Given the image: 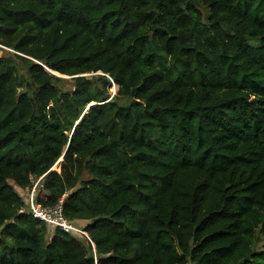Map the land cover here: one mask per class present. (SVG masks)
I'll return each mask as SVG.
<instances>
[{"label": "trees", "instance_id": "1", "mask_svg": "<svg viewBox=\"0 0 264 264\" xmlns=\"http://www.w3.org/2000/svg\"><path fill=\"white\" fill-rule=\"evenodd\" d=\"M0 45V264H264V0H0Z\"/></svg>", "mask_w": 264, "mask_h": 264}, {"label": "built area", "instance_id": "2", "mask_svg": "<svg viewBox=\"0 0 264 264\" xmlns=\"http://www.w3.org/2000/svg\"><path fill=\"white\" fill-rule=\"evenodd\" d=\"M0 48L6 49L1 45ZM40 180L41 178L33 183L26 199L27 206L21 209L19 213L26 212L33 218L44 222L49 228H59L71 236L85 237L89 240L87 233L82 228L75 226L63 216L62 200H60L58 204L53 207H42L36 202V194L40 188Z\"/></svg>", "mask_w": 264, "mask_h": 264}, {"label": "rangeland", "instance_id": "3", "mask_svg": "<svg viewBox=\"0 0 264 264\" xmlns=\"http://www.w3.org/2000/svg\"><path fill=\"white\" fill-rule=\"evenodd\" d=\"M2 53L0 52V55H1ZM64 80H67V82L64 84V86L65 87H70L71 86V84H72V80L70 79V77H66V76H64V77H62ZM116 91H117V88L115 87V86H112V88H111V90H110V92H111V96L113 95V94H115L116 93ZM53 169H57L58 170V168H57V166L55 167L54 166V168ZM19 195L24 199L25 198V195H26V191L25 190H20L19 191ZM84 225V223H80V226H83ZM50 231H51V229H50ZM49 235L50 234H47V236H46V238L48 239L49 238Z\"/></svg>", "mask_w": 264, "mask_h": 264}, {"label": "water", "instance_id": "4", "mask_svg": "<svg viewBox=\"0 0 264 264\" xmlns=\"http://www.w3.org/2000/svg\"><path fill=\"white\" fill-rule=\"evenodd\" d=\"M56 76H59V75H56ZM61 77V76H59ZM94 104H90L87 108H89L90 106H93ZM62 160V158L60 159V161Z\"/></svg>", "mask_w": 264, "mask_h": 264}]
</instances>
